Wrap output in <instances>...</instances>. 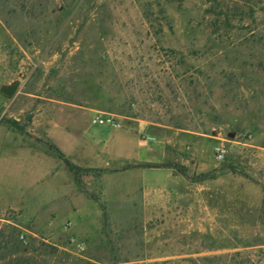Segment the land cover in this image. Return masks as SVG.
Instances as JSON below:
<instances>
[{
  "label": "rangeland",
  "instance_id": "rangeland-1",
  "mask_svg": "<svg viewBox=\"0 0 264 264\" xmlns=\"http://www.w3.org/2000/svg\"><path fill=\"white\" fill-rule=\"evenodd\" d=\"M15 83L0 264H264V0H0ZM138 143L186 174L152 195Z\"/></svg>",
  "mask_w": 264,
  "mask_h": 264
},
{
  "label": "crops",
  "instance_id": "crops-1",
  "mask_svg": "<svg viewBox=\"0 0 264 264\" xmlns=\"http://www.w3.org/2000/svg\"><path fill=\"white\" fill-rule=\"evenodd\" d=\"M143 143H138L136 146V157L126 158L125 160L134 161L135 165H140L145 162L151 161V155L149 152L143 151ZM139 177L145 187V190L152 193L157 191L168 190L170 186L177 180V175L174 174V170L167 167L155 168V169H140Z\"/></svg>",
  "mask_w": 264,
  "mask_h": 264
},
{
  "label": "built area",
  "instance_id": "built-area-1",
  "mask_svg": "<svg viewBox=\"0 0 264 264\" xmlns=\"http://www.w3.org/2000/svg\"><path fill=\"white\" fill-rule=\"evenodd\" d=\"M92 124L102 125V126H108L113 129L120 128V123L117 120V118L111 114H103L100 116H97L93 119ZM150 140V138H147ZM226 154V149L223 146H219L216 148V158L218 161H221L224 159Z\"/></svg>",
  "mask_w": 264,
  "mask_h": 264
},
{
  "label": "trees",
  "instance_id": "trees-1",
  "mask_svg": "<svg viewBox=\"0 0 264 264\" xmlns=\"http://www.w3.org/2000/svg\"><path fill=\"white\" fill-rule=\"evenodd\" d=\"M53 149L59 154V156H62L60 150H58V148H56L55 146H52ZM163 166H154V165H151V164H140V165H135V164H129V165H126L122 168V170H130V169H134V168H142V169H155V168H161ZM164 167H167V168H171L173 169L176 173L184 176L186 174V168L185 166H181V165H178V164H175V163H170V164H166ZM70 168L72 170H74L75 174H77L80 169L77 168V167H74V166H70ZM14 264H23L22 262L19 263V262H15Z\"/></svg>",
  "mask_w": 264,
  "mask_h": 264
},
{
  "label": "water",
  "instance_id": "water-1",
  "mask_svg": "<svg viewBox=\"0 0 264 264\" xmlns=\"http://www.w3.org/2000/svg\"><path fill=\"white\" fill-rule=\"evenodd\" d=\"M17 87H18V84L15 83V84H12L10 86L1 87L0 91H1V93L5 94L6 96H11L16 91Z\"/></svg>",
  "mask_w": 264,
  "mask_h": 264
}]
</instances>
